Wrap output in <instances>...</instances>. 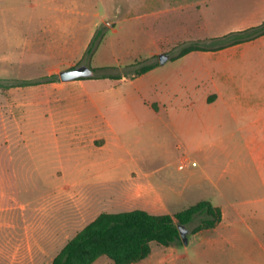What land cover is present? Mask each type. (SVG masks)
<instances>
[{
	"label": "rangeland",
	"instance_id": "rangeland-1",
	"mask_svg": "<svg viewBox=\"0 0 264 264\" xmlns=\"http://www.w3.org/2000/svg\"><path fill=\"white\" fill-rule=\"evenodd\" d=\"M263 21L264 0H0V80L58 77L0 89V248L22 240L25 220L36 230L45 224L46 237L31 238V259L49 264L101 211L154 204L174 214L207 200L223 211V225L191 234L196 216L186 245L154 243L143 264H264L247 233L261 231L264 215V167L252 157L264 139H248L257 133L252 105L264 104V35L229 45L230 33ZM191 45L202 50L179 56ZM147 65L153 70L137 82L120 81ZM79 66L93 76L60 81ZM214 83L218 104L206 118L216 130L206 134L199 115L216 96ZM135 87L148 101L193 108L159 117L136 110V118L106 109ZM103 114L127 133L96 149L89 140ZM104 160L102 173L88 164ZM132 180L152 184L167 207L151 196L140 205L134 191L123 198Z\"/></svg>",
	"mask_w": 264,
	"mask_h": 264
},
{
	"label": "trees",
	"instance_id": "trees-1",
	"mask_svg": "<svg viewBox=\"0 0 264 264\" xmlns=\"http://www.w3.org/2000/svg\"><path fill=\"white\" fill-rule=\"evenodd\" d=\"M251 30L256 33L252 36H244ZM262 35H264V21L259 26L230 33L229 36H233V39L229 45H237ZM200 50L202 48L191 45L184 48L179 56ZM152 68V65H147L136 75L146 73ZM57 79V75H52L44 81L0 80V89L53 83ZM196 216L202 217L191 230V234L213 229L222 219L220 208L207 200H201L174 214H155L142 209L101 212L67 240L54 256L51 264H94L102 257L108 258L112 264H137L150 256L154 243L163 247L182 245L178 227L185 228Z\"/></svg>",
	"mask_w": 264,
	"mask_h": 264
},
{
	"label": "crops",
	"instance_id": "crops-1",
	"mask_svg": "<svg viewBox=\"0 0 264 264\" xmlns=\"http://www.w3.org/2000/svg\"><path fill=\"white\" fill-rule=\"evenodd\" d=\"M152 70L153 69L149 70L148 72H150ZM148 72H146V73H148ZM143 75H144V73L141 75H137L138 77L136 76L134 79H130V80H128V78L122 77L120 79V81L121 82H127L128 81L130 83H133L136 80H139L141 77H143ZM213 86H214L216 96L214 95L215 96L214 100L206 101L205 103H202V110L201 111H202L203 115H201V114L199 115L200 120L202 119V121H203V130L206 134H212V132H214L216 130L213 125H208V123H207L208 120L206 118V116H207L206 113H208V111L210 112V111L216 109V106L218 104L217 98L220 95V91H219L217 85L214 83ZM122 97L123 98H121V101L119 102V106H117V105L115 106L112 104L106 105L107 110H111V111L114 110L113 112H116L118 109L119 110L118 114L121 118H129L128 112H130L131 115L135 116V118H136V110H138L140 112L145 111V112H148V114H151L152 116L159 117L160 111H163L165 113L167 112L166 113V115H167L170 108L171 109L174 108V110H176V111H177V107H179V109H183V110L184 109L190 110L193 108L192 105L181 104V105L176 106V105L172 104L171 102L166 103L164 100H162V101H148L144 98L143 93H142V89L140 87H135L133 92L127 91V93H124L122 95ZM93 104L95 107H97V103L94 102ZM252 110L256 111L255 112L256 117L252 120V126L257 128V133H254L255 132L254 131L252 134L248 135V139L255 141L258 139L259 136H261L260 133L263 135V139H264V104L263 103L254 104V105H252ZM103 122H104V126L103 127L98 126L97 130L95 129V131L92 133V136L89 140L90 144L96 149L105 148L106 145L110 142V139H113L116 142H120V140H122V138H123L124 133H127L123 128L117 129L116 125H119V123L117 121H115L114 119L112 120L111 118L106 117L105 114H103ZM148 123H150L149 125H153L151 121L145 123V125H148ZM252 154H253L252 157H253L254 161H257V162L261 161V163L264 167V149L261 152H253ZM104 163H106L105 160L104 161L89 162L88 164L90 166H92L93 168H95L94 171L96 173H102V172L106 171V169H104V168L107 167V165H105ZM131 164H132V166H134V168H136V171H138L139 173L141 172L140 168L137 167L134 162H131ZM178 168H182V165L180 164ZM131 173H134V172H131ZM215 188L217 189L216 184H215ZM129 191L130 192L128 194H126V193L123 194V198H126L128 195L131 194L132 191H134L133 193L135 195L139 196L140 200L142 199L143 196H145V197L151 196V197H155V198L164 199L165 203H166V207H167V202H166L167 198L163 194H161L150 183L142 182L140 180H132V184L129 187ZM170 196H171V194L169 195V197ZM141 204H144V203H142V200L140 202V205ZM155 206H154V204H151V205L150 204H144L140 208H132L130 210L142 209V210H146L150 213H155V214H169V212H163V211L158 212V211H156ZM214 206H216V205H214ZM217 207H219V206H217ZM220 210H221V208H220ZM101 212H116V211L104 210ZM101 212H99L98 214H100ZM117 212H119V211H117ZM221 214H222L221 221L213 229H217L223 225V222L225 220V215L223 214L222 210H221ZM45 220H46V218L44 217L43 221H45ZM29 221L30 220L24 221L27 224H25L23 226L22 240L17 241L16 244L11 245L7 249H3V248L1 249L0 248V264H41L42 263V262L39 263L36 260L32 261V259H31V238L33 236L34 237H42V236L46 237L47 228H46V225L43 224V225L38 227L39 228L38 230H36L35 226H32L29 223ZM262 224L263 225H262L261 231H255V230H252L249 228L247 233L255 241L257 248L262 252L263 258H264V215L262 216ZM213 229H207V230H213ZM202 231H205V230H201L199 232H202ZM199 232H197V233H199ZM51 235H53V236L56 235V225L54 226V230L51 231ZM59 250L51 257L49 264H51L52 259L59 252ZM40 252L41 251H38V252H36V254L39 255ZM99 260L100 259H98L94 264H98ZM145 260H143L137 264H143V262Z\"/></svg>",
	"mask_w": 264,
	"mask_h": 264
},
{
	"label": "water",
	"instance_id": "water-1",
	"mask_svg": "<svg viewBox=\"0 0 264 264\" xmlns=\"http://www.w3.org/2000/svg\"><path fill=\"white\" fill-rule=\"evenodd\" d=\"M167 57L163 54L159 55V63L163 64L166 61ZM93 76V71L89 69L86 66H79V67H74L70 68L65 71H61L59 73V78L60 81L62 82H69L77 79H85V78H90ZM179 233L181 240L184 245L187 244V230L183 226H179Z\"/></svg>",
	"mask_w": 264,
	"mask_h": 264
}]
</instances>
